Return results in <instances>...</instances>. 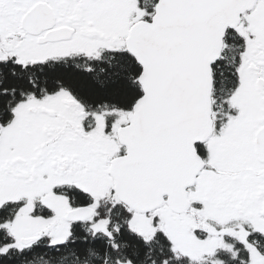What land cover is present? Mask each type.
<instances>
[{
	"label": "snow or ice",
	"instance_id": "6c2138e0",
	"mask_svg": "<svg viewBox=\"0 0 264 264\" xmlns=\"http://www.w3.org/2000/svg\"><path fill=\"white\" fill-rule=\"evenodd\" d=\"M0 264H264V0H0Z\"/></svg>",
	"mask_w": 264,
	"mask_h": 264
}]
</instances>
